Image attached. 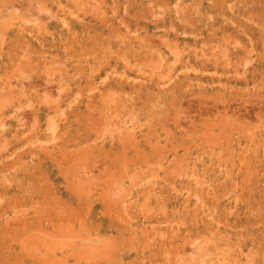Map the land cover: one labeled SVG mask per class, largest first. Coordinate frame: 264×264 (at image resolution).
<instances>
[{"label": "rangeland", "instance_id": "1", "mask_svg": "<svg viewBox=\"0 0 264 264\" xmlns=\"http://www.w3.org/2000/svg\"><path fill=\"white\" fill-rule=\"evenodd\" d=\"M0 41V264H264V0H0Z\"/></svg>", "mask_w": 264, "mask_h": 264}, {"label": "bare ground", "instance_id": "2", "mask_svg": "<svg viewBox=\"0 0 264 264\" xmlns=\"http://www.w3.org/2000/svg\"><path fill=\"white\" fill-rule=\"evenodd\" d=\"M7 1H8V0H7ZM221 1H222V0H221ZM249 1H250V0H249ZM253 6H254V5H253ZM255 7H256V6H255ZM62 13H63V12H62ZM107 18H108V16H107ZM107 18H106V19H107ZM68 19H69V18H68ZM28 21H29V20H28ZM101 21H102V20H101ZM105 21H106V20H105ZM41 23H42V22H41ZM53 23H54V22H53ZM86 23H87V22H86ZM82 24H84V23H82ZM89 24H90V23H89ZM91 24H92V23H91ZM97 24H98V23H97ZM97 24H95V25H97ZM52 25H53V24H52ZM92 25H93V24H92ZM99 25H100V24H99ZM14 26H15V25H14ZM68 26H69V24H68ZM86 26H87V25H86ZM102 26H103V25H102ZM15 27H16V26H15ZM28 27H29V26H28ZM70 27H71V26H70ZM83 27H84V26H83ZM95 27H96V26H95ZM110 27H111V26H110ZM92 28H93V27H92ZM89 29H90V28H89ZM98 29H99V28H98ZM43 30H44V29H43ZM86 30H87V29H86ZM52 31H53V30H52ZM61 32H62V31H61ZM68 32H69V31H68ZM104 32H105V31H104ZM133 32H134V31H133ZM109 33H110V32H109ZM7 34H8V33H7ZM117 34H118V33H117ZM180 35H181V34H180ZM184 35H185V34H184ZM66 36H67V35H66ZM66 36H65V37H66ZM191 36H192V35H191ZM3 38H4V37H3ZM70 38H71V37H70ZM7 39H8V37H7ZM11 39H12V38H11ZM37 39H38V38H37ZM12 40H14V37H13ZM33 40H34V39H33ZM39 40H40V39H39ZM1 41H2V40H1ZM1 41H0V42H1ZM23 41H24V40H23ZM41 41H42V40H41ZM72 41H73V40H72ZM51 42H52V41H51ZM16 43H17V42H16ZM16 43H15V44H16ZM18 43H19V42H18ZM42 43H43V42H42ZM25 44H27V43H25ZM32 44H34V43H32V41H31V45H32ZM19 45H20V44H19ZM35 45H36V44H35ZM1 46H2V45H1ZM22 48H24V47H22ZM36 48H37V47H36ZM127 48H128V47H127ZM120 49H121V48H120ZM124 49H125V48H124ZM21 50H22V49H21ZM43 50H44V49H43ZM81 50H82V49H81ZM28 51H31V48H30V50H28ZM32 51H33V50H32ZM74 51H75V50H74ZM0 52H1V51H0ZM3 52H4V51H3ZM3 52H2V53H3ZM26 52H27V51H26ZM38 52H39V51H38ZM38 52H37V54H38ZM66 52H67V51H66ZM5 53H6V52H4V54H5ZM27 53H28V52H27ZM27 53H26V54H27ZM31 53H34V52H31ZM23 54H24V53H23ZM39 54H40V53H39ZM142 54H143V53H142ZM33 55H34V54H33ZM29 58H30V57H29ZM58 58H59V57H58ZM62 58H63V57H62ZM257 58H258V57H257ZM36 59H38V58H36ZM36 59H34V60H36ZM249 59H250V58H249ZM32 60H33V59H32ZM34 60H33V63H34ZM39 61H40V60H39ZM52 61H53V60H52ZM15 62H16V61H15ZM25 62H26V61H25ZM37 62H38V60L36 61V63H37ZM33 63H32V64H33ZM17 64H18V63H17ZM34 65H35V64H34ZM103 65H104V64H103ZM132 65H133V64H132ZM31 66H33V65H30V67H31ZM136 67H137V66H136ZM18 68H19V67H18ZM32 68H33V67H32ZM101 68H102V67H101ZM16 69H17V68H16ZM16 69H15V70H16ZM19 69H20V68H19ZM21 70H22V69H21ZM45 70H46V69H45ZM47 70H48V69H47ZM49 70H50V69H49ZM187 70H188V69H187ZM19 71H20V70H19ZM46 72H47V71H46ZM50 72H51V71H50ZM9 75H10V74H9ZM221 75H222V74H221ZM5 76L8 77L7 75H5ZM91 77H92V76H91ZM91 77H90V78H91ZM94 77H95V76H94ZM10 78H11V77H10ZM12 78H13V77H12ZM15 78H16V77H15ZM19 78H20V77H19ZM29 79H30V78H29ZM137 79H138V78H137ZM8 80H9V79H8ZM31 80H32V79H31ZM89 80H90V79H89ZM19 81H20V79H19ZM49 81H50V80H49ZM211 81H212V80H211ZM6 82H7V81H6ZM90 82H91V81H90ZM16 83H17V82H16ZM30 83H31V82H30ZM32 83H33V82H32ZM32 83H31V85H32ZM50 83H51V82H50ZM50 83H49V84H50ZM91 83H93V82H91ZM236 83H237V82H236ZM75 84H77V83H75ZM23 85H24V84H23ZM9 86H10V85H9ZM18 86H19V85H18ZM25 86H26V85H25ZM29 86H30V85H29ZM32 86H33V85H32ZM57 86H59V85H57ZM208 86H209V85H208ZM220 86H221V85H220ZM59 87H60V86H59ZM77 87H78V86H77ZM103 87H105V86H103ZM106 87H107V86H106ZM111 87H112V86H111ZM128 87H129V86H128ZM21 88H22V86H21ZM62 88H63V87H62ZM79 88H80V87H79ZM90 88H91V87H90ZM121 88H123V87H121ZM126 88H127V87H126ZM139 88H140V87H139ZM210 88H211V87H210ZM28 89H29V88H28ZM35 89H36V88H35ZM98 89H99V88H98ZM101 89H102V88H101ZM101 89H100V90H101ZM103 89H104V88H103ZM103 89H102V90H103ZM1 90H2V88H1ZM4 90H5V89H4ZM19 90H20V89H19ZM47 90H49V89L47 88ZM63 90H64V89H63ZM63 90H61V91H63ZM72 90H73V89H72ZM172 90H173V89H172ZM28 91H29V90H28ZM86 91H88V90H86ZM89 91H91V90L89 89ZM97 91H98V90H97ZM107 91H108V90H107ZM231 91H232V90H231ZM101 92H102V91H101ZM110 92H111V91H110ZM118 92H119V91H118ZM133 92H134V91H133ZM172 92H173V91H172ZM0 93H1V92H0ZM11 93L13 94V92H11ZM26 93H27V92H26ZM102 93H103V92H102ZM14 94H15V93H14ZM61 94H62V93H61ZM81 94H82V93H81ZM174 95H175V94H174ZM3 96H4V95H3ZM20 96H21V95H20ZM28 96H29V95H28ZM57 96H58V95H57ZM172 96H173V95H172ZM263 96H264V95H263ZM0 97H1V96H0ZM12 97H14V95H13ZM59 97L61 98V96H59ZM99 97H100V96H99ZM101 97H102V96H101ZM1 98H2V97H1ZM67 98H68V97H67ZM4 99H5V98H4ZM9 99H10V98H9ZM97 99H98V98H97ZM175 99H177V98H175ZM110 100H111V99H110ZM218 100H219V99H218ZM10 101H11V100H10ZM12 101H13V100H12ZM22 101H23V100H22ZM59 101H60V100H59ZM19 102H20V101H19ZM64 102H65V101H64ZM228 102H229V101H228ZM20 103H21V102H20ZM106 103H107V102H106ZM80 104H81V103H80ZM204 104H205V103H204ZM21 105H22V104H21ZM218 105H219V104H218ZM45 106H46V105H45ZM219 106H220V105H219ZM67 107H68V106H67ZM72 107H73V106H72ZM101 107H102V106H101ZM105 107H106V105H105ZM225 107H226V106H225ZM34 108H35V107H34ZM57 108H58V107H57ZM64 108H65V107H64ZM69 108H71V107H68V109H69ZM94 108H95V107H94ZM216 108H217V106H216ZM61 109H62V108H61ZM105 109H106V108H105ZM227 109H228V108H227ZM227 109H226L225 111H227ZM31 110H33V109L31 108ZM34 110H36V109H34ZM68 111H69V110H68ZM63 112H64V110H63ZM72 112H73V111H72ZM73 113H74V112H73ZM93 113H95V112H93ZM134 113H135V112H134ZM33 114H34V112H33ZM37 114H38V113H37ZM100 114H101V113H100ZM104 114H105V113H104ZM34 115H35V114H34ZM62 115H63V114H62ZM67 115H68V114H67ZM91 115H93V114L91 113ZM106 115H107V114H106ZM111 115H112V114H111ZM69 116H70V115H69ZM78 116H79V115H78ZM112 116H113V115H112ZM71 117H72V116H71ZM103 117H104V116H103ZM263 117H264V116H263ZM263 117H262V119H263ZM64 118H65V117H64ZM78 118H79V117H78ZM78 118H75V119L77 120ZM71 119H72V118H71ZM90 119H91V118H90ZM157 119H158V118H157ZM254 119H255V118H254ZM73 120H74V119H73ZM76 120H75V121H76ZM93 120H94V119H93ZM91 121H92V120H91ZM109 121H110V120H109ZM123 121H124V120H123ZM69 122H70V121H69ZM69 122H68V123H69ZM106 122H107V121H106ZM58 123H59V122H58ZM58 123H57V124H58ZM203 124H204V122H203ZM58 125H59V124H58ZM78 125H79V124H78ZM212 125H213V124H212ZM258 125H260V123H259ZM67 126H68V125H67ZM69 126H70V125H69ZM90 126H91V125H90ZM246 126H247V125H246ZM63 127H64V126H63ZM91 127H92V126H91ZM91 127H90V128H91ZM257 127L259 128V126H257ZM257 127H256V128H257ZM260 127H261V126H260ZM262 127H263V126H262ZM67 128H68V127H67ZM211 128H212V127H211ZM250 128H251V127H250ZM263 128H264V127H263ZM263 128H262V129H263ZM219 129H220V128H219ZM93 130H94V129H93ZM212 130H213V129H212ZM260 130H261V129H260ZM260 130H259V131H260ZM263 130H264V129H263ZM237 131H238V130H237ZM250 131H251V130H250ZM252 131H253V130H252ZM205 132H206V131H205ZM256 132H258V131H256ZM263 132H264V131H263ZM87 133H88V132H87ZM211 133H212V132H211ZM249 133H251V132H249ZM51 134H52V133H51ZM65 134H66V133H65ZM202 134H203V133H202ZM227 134H228V133H227ZM242 134H243V133H242ZM257 134H258V133H257ZM243 135H244V134H243ZM246 135H247V134H246ZM249 135H250V134H249ZM219 136H220V135H219ZM219 136H218V137H219ZM250 136H251V135H250ZM93 137H94V135H93ZM213 137H214V136H213ZM228 137H229V136H228ZM234 137H235V135H234ZM253 137H254V135H253ZM46 138H48V137H46ZM55 138H56V137H55ZM94 138H95V137H94ZM140 138H141V137H140ZM177 138H178V137H177ZM235 138H236V137H235ZM245 138H246V136L244 137V139H245ZM255 138H256V137H255ZM101 139H102V138H101ZM215 139H216V137H215ZM97 140H98V139H97ZM222 140H223V139H222ZM92 141H93V140H92ZM104 141H105V139H104ZM135 141H136V140H135ZM208 141H209V140H208ZM235 141H236V140H235ZM95 142H96V141H95ZM136 142H137V141H136ZM236 142H237V141H236ZM250 142H251V141H250ZM68 143H69V142H68ZM96 143H98V142H96ZM138 143H139V142H138ZM182 143H183V142H182ZM255 143H256V140H255ZM94 144H95V143H94ZM102 144H103V143H102ZM124 144H125V143H124ZM253 144H254V143H253ZM53 145H54V144H53ZM63 145H64V144H63ZM210 145H211V144H210ZM174 146H175V145H174ZM213 146H214V145H213ZM93 147H95V146L93 145ZM54 148H55V146H54ZM139 148H140V147H139ZM174 148H175V147H174ZM222 148H223V147H222ZM172 149H173V148H172ZM169 150H170V149H169ZM256 150H257V149H256ZM94 151H95V150H94ZM128 151H129V150H128ZM128 151H127V152H128ZM168 152H169V151H168ZM89 153H90V152H89ZM125 153H126V151H125ZM142 153H143V152H142ZM79 154H80V153H79ZM86 154H88V153H86ZM96 154H97V153H96ZM148 154H149V153H148ZM245 154H247V153H245ZM145 155H146V154H145ZM241 155H242V154H241ZM241 155H240V156H241ZM10 156H11V155H10ZM89 156H90V155H89ZM142 156H143V155H142ZM149 156H150V155H149ZM25 157H26V156H25ZM55 157H56V156H55ZM120 157H121V156H120ZM246 157H247V156H246ZM142 158H144V157H142ZM146 158H147V157H146ZM242 158H243V157H242ZM76 159H77V158H76ZM109 159H110V158H109ZM238 159H239V158H238ZM238 159H237V160H238ZM244 159H245V158H244ZM104 160H105V159H104ZM129 160H130V159H129ZM159 160H160V159H159ZM163 160H164V158H163ZM249 160H250V159H249ZM84 161H85V160H84ZM157 161H158V160H157ZM135 162H136V161H135ZM246 162H247V160H246ZM157 163L159 164V162H157ZM167 163H168V162H167ZM176 163H177V162H176ZM184 163H185V162H184ZM113 164H115V163H113ZM128 164H130V163H128ZM151 164H152V163H151ZM151 164H149V166H151ZM139 165H140V164H139ZM225 165H226V164H225ZM227 165H229V164H227ZM227 165H226V166H227ZM149 166H148V167H149ZM166 166H167V165H166ZM230 166H231V165H230ZM110 167H111V166H110ZM140 167H141V166H140ZM152 167H153V166H152ZM182 167H183V166H182ZM120 168H121V167H120ZM183 168H184V167H183ZM219 168H220V167H219ZM227 168H228V167H227ZM123 169H124V168H123ZM139 169H141V168H139ZM147 169H148V168H147ZM163 169H164V168H163ZM49 170H50V169H49ZM117 170H118V169H117ZM156 170H157V169H156ZM156 170H155V172H156ZM88 171H89V169H88ZM121 171H122V170H121ZM186 171H187V170H186ZM140 172H141V171H140ZM144 172H145V171H144ZM152 172H154V171H152ZM164 172H165V169H164ZM176 172H177V171H176ZM182 172H183V171H182ZM227 172H228V171H227ZM125 173H126V172H125ZM149 173H150V172H148V174H149ZM173 173H174V172H173ZM179 173H180V172H179ZM184 173H185V172H184ZM154 174H155V173H154ZM221 174H222V173H221ZM54 175H55V174H54ZM142 175H145V174L142 173ZM149 175H151V173H150ZM162 175H163V173H162ZM165 175H166V174H165ZM170 175H171V174H169V176H170ZM172 175H173V174H172ZM145 176H146V175H145ZM151 176H152V175H151ZM149 177H150V176H149ZM161 177H162V176H161ZM163 177H164V176H163ZM223 177H224V176H223ZM23 178H24V177H23ZM74 178H75V176H74ZM137 178H138V177H137ZM142 178H144V177H142ZM174 178H175V177H174ZM109 179H110V178H109ZM113 179H114V178H113ZM113 179H112V180H113ZM139 179H140V175H139ZM160 179H161V178H160ZM172 179H173V176H172ZM222 179H223V178H222ZM140 180H141V179H140ZM146 180H147V179H146ZM174 180H175V179H174ZM135 181H136V180H135ZM142 181H143V180H142ZM142 181H141V182H142ZM166 181H167V180H166ZM176 181H177V180H176ZM179 181H180V180H179ZM221 181H222V180H221ZM112 182H113V181H112ZM148 182H149V180H148ZM148 182H147V183H148ZM217 182H218V181H217ZM26 183H27V182H26ZM122 183H123V182H122ZM179 183H180V182H179ZM186 183H187V182H186ZM196 183H197V182H196ZM226 183H227V182H226ZM131 184H132V183H131ZM133 184H134V183H133ZM135 184H136V183H135ZM135 184H134V185H135ZM160 184H161V183H160ZM187 184H188V183H187ZM190 184H191V182H190ZM137 185H138V184H137ZM141 185H142V184H141ZM141 185H140V186H141ZM152 185H153V183H152ZM152 185L149 184L148 186H152ZM154 185H155V183H154ZM165 185H167V184H165ZM168 185H170V184H168ZM182 185H183V184H182ZM192 185H193V184H192ZM220 185H221V184H220ZM236 185H237V184H236ZM30 186H31V185H30ZM173 186H174V185H173ZM173 186H172V188H174ZM178 186H179V185H178ZM188 186L190 187V185H188ZM135 187H137V186L135 185ZM141 187L144 188L145 186H144V187L141 186ZM169 187H171V186H169ZM169 187H168V188H169ZM186 187H187V185H186ZM130 188H131V187H130ZM133 188H134V187H133ZM159 188H160V187H159ZM177 188H178V187H177ZM195 188H196V187H195ZM199 188H200V187H199ZM137 189H139V188H137ZM147 189H148V188H147ZM147 189H146V190H147ZM154 189H155V188H154ZM169 189H171V188H169ZM197 189H198V188H197ZM47 190H48V189H47ZM134 190H136V189L134 188ZM142 190H143V189H142ZM142 190H141V191H142ZM174 190H176V189H174ZM190 190L192 191L193 188L190 189ZM194 190H195V189H194ZM194 190H193V192H194ZM199 190H200V189H199ZM199 190H198V191H199ZM91 191H92V190H91ZM130 191H131V190H130ZM136 191H137V190H136ZM136 191H134V192H136ZM144 191H145V190H144ZM153 191H154V190H153ZM164 191H165V190H164ZM171 191H172V189H171ZM185 191H186V190H185ZM134 192H133V193H134ZM139 192H140V191H139ZM147 192H148V191H147ZM176 192H177V190H176ZM193 192H192V193H193ZM113 193H114V192H113ZM144 193H146V192H144ZM164 193H165V192H164ZM167 193H168V191H167ZM169 193H170V192H169ZM180 193H181V192H180ZM186 193H187V191H186ZM188 193H189V192H188ZM213 193H214V192H213ZM30 194H31V193H30ZM89 194H90V193H89ZM134 194H135V193H134ZM159 194H160V193H159ZM182 194H183V193H182ZM189 194H190V193H189ZM189 194H188V195H189ZM215 194H217V193H215ZM87 195H88V194H87ZM146 195H147V194H146ZM150 195H151V194H150ZM174 195H175V194H174ZM201 195H202V194H201ZM206 195H207V194H206ZM240 195H241V194H240ZM1 196H2V195H1ZM34 196H35V195H34ZM72 196H73V195H72ZM111 196H112V195H111ZM124 196H125V195H124ZM202 196H203V195H202ZM211 196H212V194H211ZM235 196H236V195H235ZM237 196H238V195H237ZM237 196H236V198H238ZM241 196H242V195H241ZM96 197H97V196H96ZM130 197H131V195H130ZM134 197H135V196H134ZM134 197H133V198H134ZM158 197H159V196H158ZM181 197H182V195H181ZM183 197H184V196H183ZM192 197H193V196H192ZM199 197H201V196H199ZM214 197H215V195H214ZM86 198H87V197H86ZM133 198H132V199H133ZM146 198H147V196H146ZM168 198H169V197H168ZM142 199H143V198H142ZM175 199H176V198H175ZM183 199H184V198H183ZM191 199H192V198H191ZM198 199H199V198H198ZM198 199H197V200H198ZM76 200H77V199H76ZM78 200H79V199H78ZM82 200H84V199H82ZM127 200H128V199H127ZM143 200H144V199H143ZM167 200H168V199H167ZM176 200H177V199H176ZM178 200H179V199H178ZM186 200H187V199H186ZM205 200H206V199H205ZM240 200H241V199H240ZM72 201H73V200H72ZM86 201H87V200H86ZM88 201H89V200H88ZM99 201H100V200H99ZM99 201H98V202H99ZM116 201H117V200H116ZM119 201H120V199H119ZM130 201H131V200H130ZM146 201H147V200H146ZM161 201H162V200H161ZM172 201H173V200H172ZM180 201H181V200H180ZM188 201H189V200H188ZM209 201H210V200H209ZM57 202H58V201H57ZM61 202H62V201H61ZM81 202H82V201H81ZM81 202H80V203H81ZM98 202H97V203H98ZM103 202H104V201H103ZM164 202H165V201H164ZM80 203H79V204H80ZM85 203H86V202H85ZM87 203H88V202H87ZM123 203H124V202H123ZM128 203H129V202H128ZM143 203H144V202H143ZM145 203H146V202H145ZM145 203H144V204H145ZM149 203H150V202H149ZM160 203H161V202H160ZM165 203H169V201H167V202H165ZM177 203H178V202H176V204H177ZM57 204H58V203H57ZM90 204H91V202H90ZM95 204H96V202H95ZM124 204H125V203H124ZM195 204H196V203H195ZM76 205H77V204H76ZM81 205H82V204H81ZM170 205H171V204H170ZM182 205H183V204H182ZM190 205H191V204H190ZM192 205H193V204H192ZM227 205H228V204H227ZM114 206H115V205H114ZM120 206H121V205H120ZM140 206H141V205H140ZM147 206H148V205H147ZM186 206H187V204H186ZM217 206H218V205H217ZM219 206H220V205H219ZM96 207H97V206H96ZM96 207H95V208H96ZM124 207H125V206H124ZM160 207H161V204H160ZM165 207H166V206H165ZM171 207H173V206H171ZM207 207H208V206H207ZM207 207H205V208H207ZM211 207H212V206H211ZM80 208H81V207H80ZM84 208H85V207H84ZM84 208H83V209H84ZM98 208H99V206L97 207V209H98ZM137 208H139V206H138V207L136 206V209H137ZM161 208H163V207H161ZM190 208H191V207H190ZM198 208H199V207H198ZM205 208H204V209H205ZM209 208H210V207H209ZM209 208H207V209H209ZM227 208H228V207H227ZM87 209H88V208H87ZM134 209H135V208H134ZM139 209H141V208H139ZM139 209H138V210H139ZM144 209H145V208H144ZM163 209H164V208H163ZM167 209H168V208H167ZM167 209H166V210H167ZM169 209H170V208H169ZM171 209H172V208H171ZM187 209H188V208H187ZM207 209H206V211H207ZM81 210H82V209H81ZM124 210H125V209H124ZM130 210H131V209H130ZM172 210H173V209H172ZM192 210H193V209H192ZM100 211H101V210H100ZM134 211H135V210H134ZM134 211H133V209H132V212H134ZM177 211H178V210H177ZM183 211H184V209H183ZM195 211H196V210H195ZM153 212H154V211H153ZM159 212H160V211H159ZM180 212H181V211H180ZM211 212H212V211H211ZM219 212H221V211H219ZM226 212H227V211H226ZM81 213H82V212H81ZM83 213H84V212H83ZM176 213H177V212H176ZM188 213H189V212H188ZM193 213H194V212H193ZM195 213H196V212H195ZM134 214H135V213H134ZM155 214H156V213H155ZM166 214H167V213H166ZM183 214H184V213H183ZM185 214H186V213H185ZM226 214H227V213H226ZM229 214H230V213H229ZM103 215H104V214H103ZM163 215H164V214H163ZM167 215H168V214H167ZM171 215H172V214H171ZM173 215H174V214H173ZM194 215H195V214H194ZM104 216H105V215H104ZM159 216H160V215H159ZM161 216H162V215H161ZM183 216H184V215H183ZM189 216H190V215H189ZM220 216H221V215H220ZM222 216H223V215H222ZM96 217H97V216H96ZM140 217H141V216H140ZM152 217H153V216H152ZM152 217H151V218H152ZM156 217H157V216H156ZM198 217H199V216H198ZM209 217H211L210 214H209ZM223 217H225V216H223ZM226 217H227V216H226ZM83 218H84V217H83ZM89 218H90V217H89ZM144 218H145V215H144ZM148 218H149V217H148ZM161 218H162V217H161ZM177 218H178V217H177ZM183 218H184V217H183ZM125 219H126V218H125ZM128 219H129V218H128ZM128 219H127V220H128ZM155 219H156V218H155ZM83 220H84V219H83ZM150 220H151V219H150ZM156 220H157V219H156ZM180 220H181V219H180ZM191 220H192V219H191ZM191 220H189V221H191ZM203 220H204V219H203ZM203 220H202V221H203ZM50 221H51V220H50ZM66 221H67V220H66ZM66 221H65V222H66ZM97 221H98V220H97ZM135 221H136V220H135ZM137 221H138V219H137ZM139 221H140V220H139ZM143 221H144V220H143ZM159 221H160V220H159ZM164 221H165V220H164ZM168 221H169V220H167L166 222H168ZM171 221H172V220H171ZM175 221H176V220H175ZM86 222H87V221H86ZM157 222H158V221H157ZM177 222H178V221H177ZM177 222H176V223H177ZM182 222H183V221H182ZM193 222H194V221H193ZM218 222H220V221H218ZM14 223H15V222H14ZM92 223H93V222H92ZM131 223H132V222H131ZM143 223H144V222H143ZM153 223H156V222H153ZM161 223H162V222H161ZM163 223H164V222H163ZM170 223H171V222H170ZM174 223H175V222H174ZM176 223H175V224H176ZM157 224H158V223H157ZM159 224H160V223H159ZM167 224H168V223H167ZM167 224H166V225H167ZM193 224H195V223H193ZM196 224H197V223H196ZM48 225H49V223H48ZM57 225H58V224H57ZM69 225H70V224H69ZM147 225H148V223H147ZM169 225H170V224H169ZM216 225H217V224H216ZM131 226H132V225H131ZM143 226H144V224H143ZM152 226H153V224H152ZM156 226H157V225H156ZM172 226H173V225H172ZM174 226H176V225H174ZM174 226H173V227H174ZM14 227H15V226H14ZM111 227H112V226H111ZM122 227H123V225H122ZM134 227H136V226H134ZM138 227H139V226H138ZM184 227H185V226H184ZM187 227H189V226H187ZM187 227H186V228H187ZM166 228H167V226H166ZM231 228H232V227H231ZM16 229H17V228H16ZM168 229H169V228H168ZM183 229H184V228H183ZM187 229H188V228H187ZM203 229H204V228H203ZM67 230H68V229H67ZM124 230H125V228H124ZM135 230H136V229H135ZM146 230H147V229H146ZM157 230H158V229H157ZM162 230H163V229H162ZM174 230H175V229H174ZM205 230H206V229H205ZM208 230H211V229H208ZM214 230H216V229H214ZM217 230H218V229H217ZM111 231H112V230H111ZM120 231H121V230H120ZM136 231H137V230H136ZM151 231H152V230H151ZM155 231H156V230H155ZM164 231H165V230H164ZM170 231H171V230H170ZM76 232H77V231H76ZM125 232H126V231H125ZM157 232L159 233V231H157ZM160 232H161V230H160ZM211 232H212V231H211ZM211 232H210V233H211ZM217 232H219V231H217ZM217 232H216V233H217ZM99 233H100V232H99ZM150 233H151V232H150ZM158 233H157V234H158ZM171 233H172V232H171ZM171 233H170V235H171ZM121 234H122V233H121ZM132 234H133V233H132ZM147 234H148V233H147ZM160 234H161V233H160ZM160 234H159V235H160ZM175 234H177V233H175ZM182 234H183V233H182ZM187 234H188V233H187ZM220 234H221V233H220ZM170 235H169V236H170ZM115 236H116V235H115ZM118 236H119V235H118ZM137 236H138V235H137ZM147 236H148V235H147ZM153 236H154V235H153ZM156 236H157V235H156ZM173 236H175V235H173ZM182 236H183V235H182ZM197 236H198V235H197ZM200 236H201V235H200ZM223 236H224V235H223ZM129 237H130V236H129ZM161 237H162V236H161ZM175 237H176V236H175ZM179 237H180V235L178 236V238H179ZM190 237H191V236H190ZM130 238H131V237H130ZM133 238H134V237H133ZM173 239H174V238H173ZM119 240H120V239H119ZM141 240H142V239H141ZM141 240H140V241H141ZM152 240H153V239H152ZM157 240H158V239H157ZM181 240H182V239H181ZM194 240H195V238H194ZM90 241H91V240H90ZM127 241H128V240H127ZM136 241H137V240H136ZM147 241H148V239H147ZM161 241H162V240H161ZM171 241H172V240H171ZM177 241H178V239H177ZM166 242H167V241H166ZM166 242H165V243H166ZM174 242H175V241H174ZM179 242H180V241H179ZM118 243H119V242H118ZM167 244H168V243H167ZM180 244H181V243H180ZM147 245H148V244H147ZM164 245H165V244H164ZM155 246H156V245H155ZM150 247H151V246H150ZM165 247H167V246H165ZM170 247H171V246H170ZM163 248H164V246H163ZM142 249H144V248H142ZM169 249H170V248H169ZM193 249H194V248H193ZM160 250H161V249H160ZM164 251H165V250H164ZM193 252H194V251H193ZM167 253H169V252H167ZM87 260H89V259H87ZM18 262H19V261H18ZM144 262H145V261H144ZM145 263H146V262H145ZM17 264H18V263H17Z\"/></svg>", "mask_w": 264, "mask_h": 264}]
</instances>
